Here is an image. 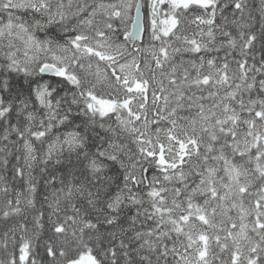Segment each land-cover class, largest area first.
<instances>
[{
	"label": "snow or ice",
	"instance_id": "6c2138e0",
	"mask_svg": "<svg viewBox=\"0 0 264 264\" xmlns=\"http://www.w3.org/2000/svg\"><path fill=\"white\" fill-rule=\"evenodd\" d=\"M0 264H264V0H0Z\"/></svg>",
	"mask_w": 264,
	"mask_h": 264
},
{
	"label": "trees",
	"instance_id": "16d2710c",
	"mask_svg": "<svg viewBox=\"0 0 264 264\" xmlns=\"http://www.w3.org/2000/svg\"><path fill=\"white\" fill-rule=\"evenodd\" d=\"M38 251H39L40 253H43V248H40Z\"/></svg>",
	"mask_w": 264,
	"mask_h": 264
}]
</instances>
